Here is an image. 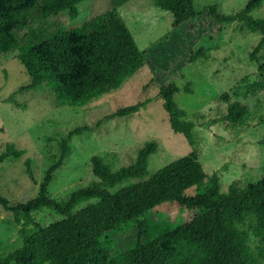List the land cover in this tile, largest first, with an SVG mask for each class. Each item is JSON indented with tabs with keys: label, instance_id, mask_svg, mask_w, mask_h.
<instances>
[{
	"label": "rangeland",
	"instance_id": "1",
	"mask_svg": "<svg viewBox=\"0 0 264 264\" xmlns=\"http://www.w3.org/2000/svg\"><path fill=\"white\" fill-rule=\"evenodd\" d=\"M193 1L200 13L205 6L215 5L219 13L234 14L248 0ZM107 11L123 16L146 60L120 90L106 93L86 107H56L47 90L13 94L28 83V75L18 60H0V150L8 143L23 150L19 157L9 156L0 162V196L12 204L33 198L46 169L59 156L62 138L69 130L85 125L91 131L71 138L66 159L50 183L49 195L57 201L66 200L71 192L95 179L92 156L117 168L128 164L137 149L149 140L157 143L148 159L150 174L196 151L205 172L218 173L223 191L234 181L257 178L264 166V123L240 127L212 121L216 117L217 97L264 62V47L258 61L249 59L260 34L249 32L240 21L218 23L203 13L173 28L170 12L155 6L154 0H86L78 5L74 20L65 11L39 19L15 34L23 39L42 28L53 31L63 25L71 29ZM254 16L264 17V2ZM200 49L206 57L191 61V54ZM168 81L180 88L175 102L189 116L200 115L194 128V146L171 130L160 99H154L132 116L109 117L120 107L153 97L157 86ZM27 159L33 180L27 172ZM31 214L35 222L43 225L60 218L46 208L32 210ZM194 215V210L167 202L152 210L149 226L152 231L158 227L176 228ZM24 221L22 212H10L0 206V253L20 246L19 230ZM136 236V224L130 221L106 233L101 242L119 256L132 249ZM144 264H264V209L249 212L242 223H237L235 233L198 254L188 251L178 232H170L146 252Z\"/></svg>",
	"mask_w": 264,
	"mask_h": 264
},
{
	"label": "trees",
	"instance_id": "2",
	"mask_svg": "<svg viewBox=\"0 0 264 264\" xmlns=\"http://www.w3.org/2000/svg\"><path fill=\"white\" fill-rule=\"evenodd\" d=\"M86 0H0V60H18L29 81L13 93L47 90L56 107H86L106 93L120 90L145 64L141 50L124 18L115 11L99 14L91 20L67 29H39L23 39L15 34L39 19L67 12L71 20L78 16V5ZM264 0H248L234 14L219 13L215 5L198 12L193 0H154L155 6L170 12L172 27L178 28L205 14L218 23L240 21L260 39L249 53L258 61L264 47V17H255ZM203 49L190 60L204 58ZM179 86L168 81L157 86L153 97L120 107L109 117H128L146 108L154 99L162 101L174 133L181 134L190 146L196 142L194 128L200 115L189 116L175 102ZM10 101H12L10 99ZM264 62L217 97L216 117L212 122L240 127L264 123ZM77 126L59 143L60 153L46 169L37 194L26 202L10 203L0 196V206L10 212H22L25 221L19 230L21 244L0 253V264H144L145 254L168 233L180 234L188 251L198 254L236 232L249 212L264 209V166L261 174L246 181H234L225 191L217 172L206 173L196 151H191L156 170H148V159L157 149L154 140L146 141L126 164L113 168L101 157H91L95 179L71 192L64 201L49 195L55 173L63 165L73 136L90 132ZM264 144V139L261 141ZM23 150L11 143L0 150V162L19 157ZM33 180L30 160L25 161ZM127 181V183H125ZM193 190V192H189ZM167 202H176L194 210V217L176 228L151 230L152 210ZM82 204H84L82 206ZM46 208L60 218L43 225L33 220L31 211ZM134 221L137 236L131 250L117 256L106 248L101 237Z\"/></svg>",
	"mask_w": 264,
	"mask_h": 264
}]
</instances>
